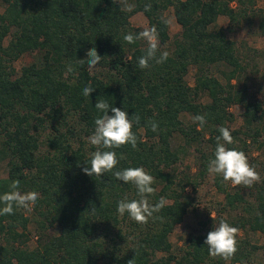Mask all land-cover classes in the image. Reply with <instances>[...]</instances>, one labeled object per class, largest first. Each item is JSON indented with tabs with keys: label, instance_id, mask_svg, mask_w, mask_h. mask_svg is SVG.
Wrapping results in <instances>:
<instances>
[{
	"label": "trees",
	"instance_id": "16d2710c",
	"mask_svg": "<svg viewBox=\"0 0 264 264\" xmlns=\"http://www.w3.org/2000/svg\"><path fill=\"white\" fill-rule=\"evenodd\" d=\"M0 2V264H254L258 245L233 231L207 227L176 247L169 234L190 204L185 188L222 162L228 180L213 177L222 205L242 209L226 225L264 235V95L248 90L258 50L226 32L264 35L256 0ZM135 11L146 28L130 24ZM24 52L32 60L15 69ZM235 103L242 121L230 127ZM186 146L199 167L176 175ZM256 164L249 201L234 185Z\"/></svg>",
	"mask_w": 264,
	"mask_h": 264
},
{
	"label": "rangeland",
	"instance_id": "374dc122",
	"mask_svg": "<svg viewBox=\"0 0 264 264\" xmlns=\"http://www.w3.org/2000/svg\"><path fill=\"white\" fill-rule=\"evenodd\" d=\"M256 5L261 7L264 10V0H256ZM3 8V4L0 2V11ZM163 15L168 22L169 34L172 37L179 29V25L175 21L172 8L168 7L163 11ZM129 22L133 26H138L141 28H146V18L140 11H135L128 17ZM217 23L223 26L227 24V17L223 14L218 15ZM227 36L236 40L237 42H243L248 47L256 48L257 53L251 55L253 60L256 63L255 66H251V78L248 79V90L252 92L256 97H261L264 95V35L257 33L255 28L252 26L250 29L245 27H240L237 30L229 31L227 30ZM9 35H7L3 42L5 43ZM32 60V52H24L19 55L15 60L12 61L15 69H19L21 65ZM251 62V61H250ZM212 72L216 74V70L211 68ZM194 76V67L189 65L185 73V80L188 84H193ZM206 97L201 95L200 100H205ZM228 109L233 113V119L229 123L230 127H237L241 124V112L242 106L238 103L231 104ZM181 115L187 119L188 115L181 113ZM181 139L178 136H174L171 143L177 144L180 143ZM44 145L40 148L44 149ZM207 150V148H205ZM251 157L261 158L259 155V150L255 147L251 148L249 151ZM199 167V158L198 152L193 146H186L184 152L180 153L179 159L174 162L170 169L176 175L181 174L182 172L197 171ZM226 167L225 163L219 162L217 165H211L200 178L197 177V184L194 189H191L190 186L185 188L186 193L188 194L190 204L183 215L181 221L176 223L169 234V239L172 244L176 246H182L184 240L191 234H196L203 232L207 227H213L216 229H221L222 233L229 234L235 233L236 237H245L249 243L258 245L251 253V260L254 264H264V235L259 231H251L242 228H233L228 223L230 220H234L242 211L241 207H236L233 209H227L222 205V193L216 189V186L213 183L214 171L217 170V173L220 174L222 181H227L226 173L224 168ZM234 167L231 166L230 169ZM258 164L253 166H246L241 173L242 181L241 184L237 183L234 186L238 188L241 193L244 194V197L251 201L253 188L251 186L252 180H257L259 175ZM5 164L2 160L0 162V176L5 175ZM234 180L230 181L231 183ZM25 213L29 215L30 220L27 224V235L28 238L26 243L28 246H33L35 244V215L31 212L30 202L25 203ZM47 231L51 233L57 232V227L48 226ZM235 231V232H234ZM248 247V246H247ZM218 250V249H217ZM220 250V248H219ZM97 264H104L103 262H98Z\"/></svg>",
	"mask_w": 264,
	"mask_h": 264
}]
</instances>
